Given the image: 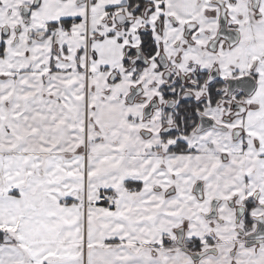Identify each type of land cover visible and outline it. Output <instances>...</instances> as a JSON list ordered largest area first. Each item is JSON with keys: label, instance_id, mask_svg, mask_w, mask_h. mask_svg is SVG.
Wrapping results in <instances>:
<instances>
[{"label": "snow or ice", "instance_id": "1", "mask_svg": "<svg viewBox=\"0 0 264 264\" xmlns=\"http://www.w3.org/2000/svg\"><path fill=\"white\" fill-rule=\"evenodd\" d=\"M0 264H264V0H0Z\"/></svg>", "mask_w": 264, "mask_h": 264}]
</instances>
